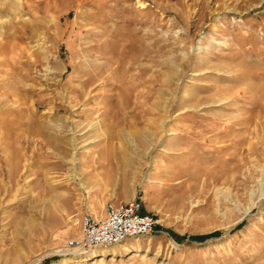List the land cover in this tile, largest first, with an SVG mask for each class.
<instances>
[{
  "label": "rangeland",
  "instance_id": "obj_1",
  "mask_svg": "<svg viewBox=\"0 0 264 264\" xmlns=\"http://www.w3.org/2000/svg\"><path fill=\"white\" fill-rule=\"evenodd\" d=\"M0 264H264V0H0Z\"/></svg>",
  "mask_w": 264,
  "mask_h": 264
},
{
  "label": "built area",
  "instance_id": "obj_2",
  "mask_svg": "<svg viewBox=\"0 0 264 264\" xmlns=\"http://www.w3.org/2000/svg\"><path fill=\"white\" fill-rule=\"evenodd\" d=\"M157 223L152 215L141 212L137 199L124 203L108 201L98 216L87 206L80 215L79 236L69 240L64 249L75 255L91 247L115 245L154 232Z\"/></svg>",
  "mask_w": 264,
  "mask_h": 264
},
{
  "label": "bare ground",
  "instance_id": "obj_3",
  "mask_svg": "<svg viewBox=\"0 0 264 264\" xmlns=\"http://www.w3.org/2000/svg\"><path fill=\"white\" fill-rule=\"evenodd\" d=\"M139 5H142V6H143V3H140ZM102 209H103V207H102ZM102 209H101L99 212H97V213L94 212V214L97 215V216L100 215V214H102ZM68 228H69V227H68ZM70 229H71V228H70ZM110 249H111V248H110ZM108 250H109V249H108ZM111 250H112V249H111ZM111 250H109L108 252H107V250H106V253L111 254ZM113 253H114V252H113ZM96 256H98V254H96L95 252H91V253H90V256H89V259H90V258H93V257H96ZM130 257H131V256H130Z\"/></svg>",
  "mask_w": 264,
  "mask_h": 264
},
{
  "label": "trees",
  "instance_id": "obj_4",
  "mask_svg": "<svg viewBox=\"0 0 264 264\" xmlns=\"http://www.w3.org/2000/svg\"><path fill=\"white\" fill-rule=\"evenodd\" d=\"M198 238H200V239H201V238H203V237H198Z\"/></svg>",
  "mask_w": 264,
  "mask_h": 264
}]
</instances>
